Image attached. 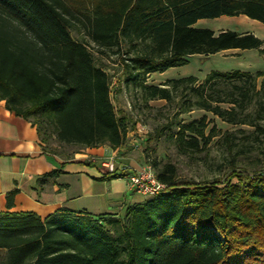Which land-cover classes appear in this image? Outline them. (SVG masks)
<instances>
[{"label": "trees", "instance_id": "1", "mask_svg": "<svg viewBox=\"0 0 264 264\" xmlns=\"http://www.w3.org/2000/svg\"><path fill=\"white\" fill-rule=\"evenodd\" d=\"M239 15L264 24V0H0V101L35 127L44 148L52 135L118 149L127 118L116 112L110 78L95 60L111 53L119 59L116 84L138 88L144 100L182 94L184 112L202 110L264 134V71L211 70L200 82L187 76L145 84L151 73L184 66L193 55H264V41L252 33L193 26ZM72 29L87 44L73 39ZM207 129L202 116L180 123L171 139L199 151V142L204 148L216 134L214 125ZM152 166L166 192L127 207L122 218L65 209L43 219L0 213V264H264V173L232 169L222 181L196 182L176 178L171 165ZM15 194H6L7 209Z\"/></svg>", "mask_w": 264, "mask_h": 264}, {"label": "rangeland", "instance_id": "2", "mask_svg": "<svg viewBox=\"0 0 264 264\" xmlns=\"http://www.w3.org/2000/svg\"><path fill=\"white\" fill-rule=\"evenodd\" d=\"M194 27L215 32L220 29L249 32L264 41V24L243 15L201 19ZM71 35L79 42H88L81 30L72 29ZM88 47L93 50L90 44ZM95 60L108 74L111 82V102L116 112L125 115L128 126L126 142L118 148L120 150L111 149L107 145L100 146L105 147V154L100 156L101 163L110 161L114 168L120 160H126L138 164L140 169L144 166L153 169V163L157 164L158 169L171 165L176 178L196 182L222 181L232 169L248 175L264 173V134L257 133L253 126L230 125L202 110L184 112L186 104L182 94L175 95L170 102L161 99L146 101L138 88L123 83L116 84L119 74L117 55H95ZM186 60L187 64L184 66L170 68L163 73H151L145 84L162 86L167 80L187 76H194L200 82L211 70H249L251 73L264 71V55H260L258 51L220 53L208 57L193 55ZM260 80L261 78L257 79L258 85ZM202 116L206 117L208 129L212 125L216 127L215 136L204 148H201L202 143L199 142V151L187 147L180 149L171 139L177 126ZM45 149L61 159H74L77 154H86L85 160L91 158L86 148L59 142L52 135L48 138ZM101 163H98L99 166L106 169ZM231 182L237 183V180L233 178ZM2 258L0 255V262Z\"/></svg>", "mask_w": 264, "mask_h": 264}, {"label": "crops", "instance_id": "3", "mask_svg": "<svg viewBox=\"0 0 264 264\" xmlns=\"http://www.w3.org/2000/svg\"><path fill=\"white\" fill-rule=\"evenodd\" d=\"M223 30L227 29L214 32L219 33ZM252 51L257 52L227 50L216 54ZM86 149L91 156L86 160V154H77L74 159H61L49 153L39 141L35 127L6 110L4 102L0 101V213L31 212L43 219L65 209L93 216L121 217L127 207L142 203L148 198L129 191L123 177L105 176L108 174L106 169L98 164L101 163L100 156L105 154V147ZM85 162H91L92 166L85 165ZM140 167L126 160H120L114 165L122 174L136 171ZM52 171L57 173L56 176L46 179L39 185L38 179ZM12 190H16V194L12 207L7 209L6 194ZM5 252L4 249H0L2 260Z\"/></svg>", "mask_w": 264, "mask_h": 264}, {"label": "built area", "instance_id": "4", "mask_svg": "<svg viewBox=\"0 0 264 264\" xmlns=\"http://www.w3.org/2000/svg\"><path fill=\"white\" fill-rule=\"evenodd\" d=\"M107 173H115L126 180L129 191L139 193L146 197H154L166 192L165 184L157 180L153 169L150 166H144L139 171H132L122 174L121 170L112 167L110 161L102 162Z\"/></svg>", "mask_w": 264, "mask_h": 264}]
</instances>
